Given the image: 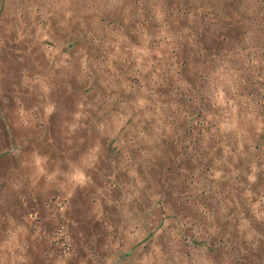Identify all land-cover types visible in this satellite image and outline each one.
<instances>
[{"label":"clouds","instance_id":"9594fccd","mask_svg":"<svg viewBox=\"0 0 264 264\" xmlns=\"http://www.w3.org/2000/svg\"><path fill=\"white\" fill-rule=\"evenodd\" d=\"M0 264H264V0H0Z\"/></svg>","mask_w":264,"mask_h":264}]
</instances>
